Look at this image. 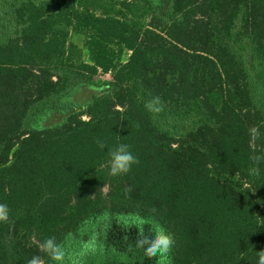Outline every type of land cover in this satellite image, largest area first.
Listing matches in <instances>:
<instances>
[{
  "label": "trees",
  "instance_id": "16d2710c",
  "mask_svg": "<svg viewBox=\"0 0 264 264\" xmlns=\"http://www.w3.org/2000/svg\"><path fill=\"white\" fill-rule=\"evenodd\" d=\"M1 11L0 264H57L39 245L54 237L71 255L93 236L84 264H256L264 161L249 168L264 155V87L257 97L247 65L264 71V0H0ZM72 33L86 35L89 62L73 60ZM120 144L139 163L112 176ZM140 220L174 234L167 257L136 247Z\"/></svg>",
  "mask_w": 264,
  "mask_h": 264
},
{
  "label": "clouds",
  "instance_id": "9594fccd",
  "mask_svg": "<svg viewBox=\"0 0 264 264\" xmlns=\"http://www.w3.org/2000/svg\"><path fill=\"white\" fill-rule=\"evenodd\" d=\"M145 108L150 112L159 113L163 109V101L160 96H153L145 102ZM250 136L253 140L259 139L260 133L258 128L252 127L249 129ZM99 147L103 149L105 144L98 141ZM109 167L110 175L118 176L126 174L131 170L133 164L139 163L137 157L130 150V145L120 144L117 147L109 150ZM253 161V166L249 168L250 175H259V164L264 161V155H254L250 157ZM9 219V209L6 204L0 203V222H7ZM134 226L139 231L135 245L137 248L143 249L144 255L147 258H156L158 261L167 257L175 245V236L169 230L159 224L150 225L145 231V221L140 220ZM41 251L45 252L51 260L57 264H84V258L97 250V238L93 236L85 242L82 248L69 255L62 244L56 242V239L48 238L42 245H39ZM27 264H42V258L39 255H34ZM256 264H264V250L258 251V260Z\"/></svg>",
  "mask_w": 264,
  "mask_h": 264
},
{
  "label": "rangeland",
  "instance_id": "374dc122",
  "mask_svg": "<svg viewBox=\"0 0 264 264\" xmlns=\"http://www.w3.org/2000/svg\"><path fill=\"white\" fill-rule=\"evenodd\" d=\"M111 2V0H107ZM153 2L163 10L167 6V0H153ZM9 18L6 14L1 11L0 12V33L6 30L9 27ZM86 35H82L79 33H72L71 36V43L76 48L74 55L72 56L73 60L76 62H89V51L85 47L86 43ZM127 57H124V60ZM248 69L251 71L252 79H253V86L255 95L259 97L261 95L262 89L264 87V76L261 74L264 72L262 68L253 66L252 64L247 65ZM97 81L103 82L112 80V76L110 74H99L96 78ZM43 264V263H42Z\"/></svg>",
  "mask_w": 264,
  "mask_h": 264
}]
</instances>
